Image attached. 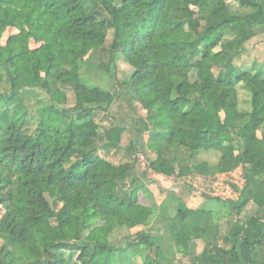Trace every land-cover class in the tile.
<instances>
[{"label":"trees","instance_id":"obj_1","mask_svg":"<svg viewBox=\"0 0 264 264\" xmlns=\"http://www.w3.org/2000/svg\"><path fill=\"white\" fill-rule=\"evenodd\" d=\"M260 28L264 0H0V264H165L159 238L132 234L149 221L138 169L101 154L145 149L147 168L165 177L240 173L228 197L207 200L217 209L178 201L169 216L161 205L176 250L203 240L192 264H264V66L236 64ZM110 32L105 64L96 57ZM117 55L134 70L127 81L117 80ZM92 60L112 90L85 76ZM116 104L128 121L102 128L98 117ZM28 142L41 149L26 154ZM208 152L221 154L217 164L194 162ZM250 203L260 214L242 220ZM44 229L58 240L40 242ZM95 231L106 240L87 239Z\"/></svg>","mask_w":264,"mask_h":264},{"label":"rangeland","instance_id":"obj_2","mask_svg":"<svg viewBox=\"0 0 264 264\" xmlns=\"http://www.w3.org/2000/svg\"><path fill=\"white\" fill-rule=\"evenodd\" d=\"M235 5V3H232ZM234 11H237L238 8H234ZM237 12H241L238 10ZM17 31L11 29L7 31L3 37V43L6 39L13 34H16ZM112 32L109 33L104 49L101 50L100 55H97V60L100 58L101 63L108 64L111 60L110 46L112 44ZM39 45L32 42L30 47L37 48ZM94 64H97L98 67L84 69L85 76L88 75L92 84L98 85L104 89L112 90L114 82L104 73V70H99V62L95 60ZM237 67L239 70H257L264 66V28H260L258 35L249 41L245 46V52L241 59L237 61ZM103 68V67H102ZM116 77L119 81H127L132 76L134 70L130 67L121 55L116 56ZM206 73V72H205ZM194 88L196 93H199L202 89V84L195 83ZM239 101L241 110H249V92L244 89L242 86L239 87ZM72 97V96H71ZM138 111L142 116H145L146 112L141 109V106L138 105ZM128 119L126 118L124 109L116 104L112 107L108 115H101L98 117L97 122L101 124L102 128L108 129L114 123L124 124ZM262 132V131H261ZM261 132H258V136L261 137ZM147 136L144 137V142H147ZM105 141V134L101 131V135L98 139V143ZM130 141V134L126 130L123 132L122 137V147L125 148ZM41 149V146L38 143H27L26 154H34ZM239 150H231L229 155L237 154ZM109 161L116 165L120 164H130L136 166L139 171L140 176L144 180L145 189L140 193V204L141 207L145 210V216L141 215L142 218H146L147 221L144 227L136 228L132 230V234L137 232L144 231L149 232L152 236H156L160 239V242L157 240V244L161 246L160 258L166 263L174 264H192L197 260V257L202 252L205 243L203 240H196L190 242V246L186 247L185 250L179 251L176 250L174 243L170 237V231H168L169 225L162 221L159 217L160 209L164 206L168 207L169 216H173L176 213V204L178 201H182L188 208L198 209L204 206L210 205L212 209L219 208L216 203L207 201L213 196L219 197H228L231 193V190L228 189V186H231L236 183H241L240 173L234 172L229 176H210L203 177L198 174H187L181 175L179 170L172 177H165L153 173L147 168V159L153 158V154L145 149L144 153L138 154L134 159H128L124 157L123 151L121 152H112L105 154L101 152ZM221 158L220 153L208 152L200 153L194 159L195 163L206 162L211 165H215L219 162ZM164 204V206H161ZM4 214V210L0 209V219ZM259 209L254 203H250L244 210L241 219L245 220L247 218L258 216ZM150 216V217H149ZM149 217V218H148ZM221 229L223 233L228 231L227 226L221 222ZM38 239L42 243H49L52 241L58 240V236L55 232L44 229L38 235ZM87 239L91 241L99 240L105 241V237L100 231H95L92 234L88 235ZM155 242V241H154ZM222 244V242H221ZM120 264H130V260L123 257L119 260ZM165 263V264H166ZM196 263V262H195ZM138 264H142L140 261Z\"/></svg>","mask_w":264,"mask_h":264}]
</instances>
